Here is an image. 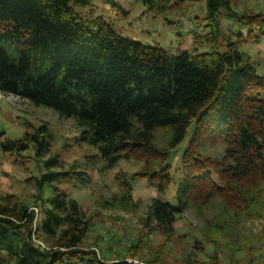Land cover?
<instances>
[{
	"label": "trees",
	"instance_id": "16d2710c",
	"mask_svg": "<svg viewBox=\"0 0 264 264\" xmlns=\"http://www.w3.org/2000/svg\"><path fill=\"white\" fill-rule=\"evenodd\" d=\"M140 1L156 16L184 9L183 0ZM88 2L0 0V93L73 119L80 140L96 149L90 164L101 171L139 156L144 169L132 177L145 179L159 194L174 182L163 163L188 138L174 204L160 198L150 203L145 227L152 232L172 235L178 215L218 196H229L244 206L264 200V99L260 96L264 76L237 49L240 43L264 39V13H237L236 0H205L203 20L211 31L197 38L198 45L209 46V51L197 53L194 48L192 53L170 54L121 36L101 18L85 21L76 10ZM220 19L233 22L237 29L220 37L225 49L221 53L216 46ZM232 35L237 36L235 42ZM160 130L168 133L162 149L155 145ZM50 139L44 125L15 140L0 132V151L19 154L31 145L34 157L40 159L48 153ZM213 139L225 144L223 160L217 164L198 156L199 148ZM151 160L158 163L153 166ZM43 167L45 172L35 184L43 195L37 197L40 218L36 221L22 202L0 197V264H101L93 251L80 250L89 222L61 188L85 185L89 174L62 171L56 157L44 160ZM132 179L116 178L121 184L120 205L132 206ZM139 247L128 244L126 249ZM157 253L151 258L146 254L147 263L157 264Z\"/></svg>",
	"mask_w": 264,
	"mask_h": 264
},
{
	"label": "rangeland",
	"instance_id": "374dc122",
	"mask_svg": "<svg viewBox=\"0 0 264 264\" xmlns=\"http://www.w3.org/2000/svg\"><path fill=\"white\" fill-rule=\"evenodd\" d=\"M204 2L183 0L184 9L166 16H156L140 0H89L84 9L76 11L85 21L101 18L121 36L144 45L158 46L170 54L179 51L192 53L194 48L197 53H206L209 46H199L201 40L197 38L209 35L211 31L203 20ZM236 3L239 7L237 13H264V0H236ZM236 31L233 22L219 20L216 40L219 53L225 50L220 37ZM242 34L244 37L245 33ZM230 40L235 42L237 36L232 35ZM237 49L246 53L257 74L264 76V39L260 43H240ZM260 96L264 99V92ZM40 125L46 126L51 135L50 148L44 157L35 158L31 145L19 154L0 151V197L11 196L22 202L34 213L36 221L40 218L37 197L42 198L43 195L37 193L35 184L45 172L43 161L56 157L62 164V171H86L90 177L87 184L77 187L63 184L61 188L67 197L79 204L89 222V232L80 250L93 251L99 263L149 264L146 254L151 258L160 251L157 264H264V203H261L264 200L260 198L258 203L244 206L229 196H218L199 208L190 206L177 216L172 235L168 237L145 227L153 198L174 204L177 183L183 176L182 152L188 138L163 163L174 182L159 194L145 179L132 177L144 169V161L139 156L122 160L109 171H101L90 164L96 149L80 140V129L73 119L62 118L53 110L0 93V132H4V138L19 139L25 131L33 132ZM167 139L166 131L155 133V145L159 149L165 147ZM224 149L225 144L221 140L213 139L199 148L198 156L201 160L217 164L223 160ZM157 163L151 160L153 166ZM121 175L133 178L130 183L132 206L120 205L117 201L121 184L116 178ZM47 242L51 243L50 240ZM37 243L43 247L42 243ZM128 244L141 245L142 248L131 251L134 249H126ZM134 253L144 260L132 257ZM117 254L124 255L125 259L120 260Z\"/></svg>",
	"mask_w": 264,
	"mask_h": 264
},
{
	"label": "built area",
	"instance_id": "2783aa9c",
	"mask_svg": "<svg viewBox=\"0 0 264 264\" xmlns=\"http://www.w3.org/2000/svg\"><path fill=\"white\" fill-rule=\"evenodd\" d=\"M134 264H139V262H134ZM140 264H143V263H140Z\"/></svg>",
	"mask_w": 264,
	"mask_h": 264
}]
</instances>
